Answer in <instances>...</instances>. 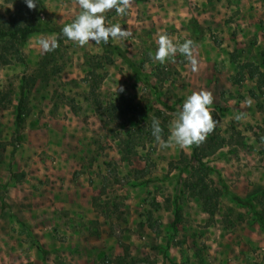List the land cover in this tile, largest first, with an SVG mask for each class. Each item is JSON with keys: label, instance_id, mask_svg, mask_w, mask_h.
Masks as SVG:
<instances>
[{"label": "rangeland", "instance_id": "1", "mask_svg": "<svg viewBox=\"0 0 264 264\" xmlns=\"http://www.w3.org/2000/svg\"><path fill=\"white\" fill-rule=\"evenodd\" d=\"M12 9L0 0L1 15L7 17ZM79 12L77 0H43L36 17L62 28ZM107 15L132 36L112 41L120 55L113 54L111 64L95 66L100 100L106 103L121 93L138 106L152 105L163 111L159 120L168 128L177 114L159 101L180 110L193 91H211L213 116L219 121L215 130L227 145L205 160L230 192L254 196L259 211L257 199L264 195V0H133L127 15L117 16L115 9ZM161 32L180 43H197L198 72L180 53L164 64L151 58ZM58 34H33L23 49L26 66L0 65V264H264V230L249 208L222 194L212 211L205 210L196 192L184 185L191 148H161L153 140L135 148L131 163L121 160L119 139L95 111L86 82L92 71L87 58L99 61L101 45L90 41L80 47ZM41 38L59 41L58 48L47 52L51 63ZM29 75L37 76L32 85ZM21 82L25 98L16 130ZM237 115L242 118L235 119ZM67 174L94 184L93 208L106 224L107 243L88 248L83 241L78 246L83 250L48 245L42 258L35 245L43 230L34 220L11 213L7 193L12 184L47 190L53 176ZM208 179L222 189L216 172ZM174 196L180 220L173 227ZM3 202L8 206L1 210ZM47 213L45 220L51 223ZM72 222L79 240L100 233L99 220L74 217ZM54 233L65 242L63 231Z\"/></svg>", "mask_w": 264, "mask_h": 264}, {"label": "trees", "instance_id": "2", "mask_svg": "<svg viewBox=\"0 0 264 264\" xmlns=\"http://www.w3.org/2000/svg\"><path fill=\"white\" fill-rule=\"evenodd\" d=\"M5 2L11 3L13 9L7 17L0 14V65H8L18 62L26 66L27 58L23 49L28 39L36 33L54 32L58 34L63 27L56 28L46 26L36 17L37 12L43 8V0H38L37 7L34 9H29L25 0H5ZM201 34L203 33L201 32ZM197 35H200V33H197ZM101 48L102 54L99 56V61L95 63V59L92 57L87 58V62L91 64L90 68L92 70L90 74H87L86 78V82L89 87V96L93 98L95 111L104 116L106 125L112 126L110 132L119 139L118 148L121 160L131 163V157L135 155V148L137 146L144 145L146 142L155 140L152 135V120L153 118L159 119L160 116L163 115V111L152 105L147 107L138 106L121 93L106 103H103L100 100V97L97 95V89L101 82V78L95 74V66L97 65L101 68L103 64H111L113 62V54L120 55L117 47L113 45L112 42L108 45L101 44ZM45 57L47 58V63L52 62V55L47 53ZM122 58L135 70L136 75L141 78V74L139 73V70L136 69L134 63L126 55H122ZM36 77L37 76L29 75V85L35 83ZM25 86L24 82H21L19 85L15 113L16 130L20 128L21 124V109L25 98ZM159 102L165 110L175 112L176 114L178 113L179 109L176 108L175 105H169L168 103L162 101ZM65 103L74 109L72 101H67ZM160 122L164 129L162 135L163 137H166L168 131L167 125L161 120ZM112 124H116V126L114 127ZM118 129H120L121 132L120 130L118 131ZM226 145L227 142L224 137H222V135H220L216 130L210 133L207 139L201 144L193 145L191 147L190 154L191 162L188 163V166L186 167L189 168V171L186 179L184 180V185L193 192H196L202 200L205 210L212 211L215 206V202L218 200L220 195H229L237 204L249 208L255 214L257 222L264 230V195L262 198L257 199L260 210H255L252 201L254 196L241 197L233 192H230L223 184L216 169L209 165L205 160ZM15 150L16 148L13 147L11 155L14 154ZM213 171L216 172L222 189L213 186L211 182H209L208 176ZM3 188L6 189V184L3 185ZM177 201L178 197L174 196V206L172 207L173 227L180 220V211ZM7 206L8 205L3 202L1 210L5 209ZM35 246L40 252L42 258L46 257L49 253V250L44 248L40 243H36ZM163 258L167 259L168 255L163 253Z\"/></svg>", "mask_w": 264, "mask_h": 264}, {"label": "clouds", "instance_id": "3", "mask_svg": "<svg viewBox=\"0 0 264 264\" xmlns=\"http://www.w3.org/2000/svg\"><path fill=\"white\" fill-rule=\"evenodd\" d=\"M29 9L37 7L38 0H25ZM80 8L79 14L61 29L62 35L80 47L90 44L99 46L108 45L112 41L126 40L132 36L130 29H125L120 23H113L108 18V13L115 9L117 16H125L131 10L133 0H77ZM39 44L43 52H51L59 47L57 39L41 38ZM158 47L154 54L150 53L154 61L161 64L173 59L177 53L182 54L191 65V71H199V61L196 58L197 43L192 39H185L183 43L175 40L166 32L158 34ZM119 91L124 88L118 86ZM118 90V89H117ZM211 91L201 89L188 95L178 111L174 120L168 125V138L165 140L161 122L158 118L152 120V135L161 148L177 146L180 149H190L193 145L204 142L218 124L214 119L211 107L214 104ZM250 105L251 101H247ZM241 115L235 119L240 120Z\"/></svg>", "mask_w": 264, "mask_h": 264}, {"label": "crops", "instance_id": "4", "mask_svg": "<svg viewBox=\"0 0 264 264\" xmlns=\"http://www.w3.org/2000/svg\"><path fill=\"white\" fill-rule=\"evenodd\" d=\"M10 188L6 202L9 204L11 213L20 220H34L38 228L43 230V235L38 237L37 243H40L44 248L48 249V245L54 248L75 246L78 250H83V247H78L83 244V241L89 243L88 248H96L107 243L106 224L95 214L93 208L92 200L96 194L94 184H87L82 179L78 181L76 178L74 181L73 175L67 174L65 177L53 176L47 190L27 189L23 188L21 184H12ZM58 211L63 212L61 216L57 215ZM46 213L49 214L47 217H51L49 219L53 220L51 223H47L45 220ZM74 217L99 220L100 233L79 240L73 231ZM54 230L63 231L66 236L65 242L57 238ZM87 258L89 257L87 256ZM85 261L87 260L85 259Z\"/></svg>", "mask_w": 264, "mask_h": 264}]
</instances>
